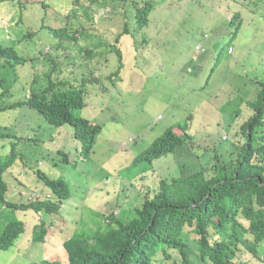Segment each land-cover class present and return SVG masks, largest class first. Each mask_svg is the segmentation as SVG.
Wrapping results in <instances>:
<instances>
[{
  "label": "rangeland",
  "instance_id": "rangeland-1",
  "mask_svg": "<svg viewBox=\"0 0 264 264\" xmlns=\"http://www.w3.org/2000/svg\"><path fill=\"white\" fill-rule=\"evenodd\" d=\"M145 1L153 9L148 26L139 29L135 6ZM235 11H241L242 27L233 49L218 61L215 45L234 31L228 19ZM64 26L69 35L79 30L78 40L60 41L62 34L55 32ZM0 44L12 45L27 59L23 65L0 61V107L45 88L51 78L57 88L63 82L65 89L83 87L80 115L102 126L83 161L75 152L78 142L71 126L52 125L26 106L0 111V135L16 136L0 138V163L13 143L17 153L3 174L6 200L54 198L43 177L65 179L72 190L53 215L12 212L0 204V234L12 217L25 224L15 244L0 250V264H66L62 242L71 232H104L114 225L111 214L128 222L161 179L185 177L200 167L209 172L217 157L223 163L236 161L245 140L243 125L253 115L249 103L260 89L258 81L264 80V0L4 1ZM116 49L122 61L118 76L112 74L120 65ZM188 115L192 137L185 145L152 164L132 163L168 126ZM60 151L71 161H62ZM41 222L48 235L43 243H34L33 228ZM186 231L192 264H212L201 261L197 236ZM241 250L247 264H264ZM259 250L264 256V242ZM170 253L174 262L162 256L159 261L180 264L178 253Z\"/></svg>",
  "mask_w": 264,
  "mask_h": 264
},
{
  "label": "trees",
  "instance_id": "trees-1",
  "mask_svg": "<svg viewBox=\"0 0 264 264\" xmlns=\"http://www.w3.org/2000/svg\"><path fill=\"white\" fill-rule=\"evenodd\" d=\"M4 1L14 2L0 0ZM152 9L150 1L135 6V23L139 29L148 26ZM228 23L229 27L235 29L229 31L230 34L215 46L219 50L218 61L235 46L234 40L242 27L241 11L233 12ZM56 31L62 34L60 41L63 38L64 41L76 40L80 36L79 30L69 35L65 26ZM124 32H128L127 28H124ZM122 33L118 34L117 41ZM87 52L88 58H91L92 52ZM116 52L119 54L120 65L112 74L118 76L122 61L120 51L116 49ZM2 60L10 65H23L27 62L12 45L0 44ZM55 84L56 81L50 78L45 88L31 90L26 97L0 107V111L26 106L52 125L71 126L78 142L75 148V152L79 153L77 157L87 160L102 126L80 115L85 106L86 93L83 87L65 89L62 87L65 86L64 82L60 88ZM258 84L260 89L249 103L253 115L243 125L245 140L235 162L223 163L217 157L209 172L200 167L185 177L172 178L170 181L161 179L158 190L150 196L146 195L140 206L134 207L135 216L128 222L111 214L109 217L114 225H110L104 232H98L97 235L77 230L71 232L62 242V248L67 253L66 264H163L159 256L164 261L174 262L171 251L178 253L180 264H192L186 229L190 235L197 236L201 261L209 259L212 264H247L241 256L242 248L258 261H264V256L259 254V245L264 242V80H259ZM191 118L192 115H188L184 121L168 126L133 158L132 163L152 164L156 159L172 154L179 146L185 145L192 137L188 133V121ZM3 136L16 138L5 133L0 138ZM15 148L16 143H13L10 154L0 163V204L12 212L31 210L44 216L59 213L62 203L72 196L70 184L62 178H42L54 198L19 203L6 200L9 188L3 174L17 159ZM60 154L62 161H71L69 154ZM24 232V221L10 218L0 234V250L11 248ZM47 235L48 227L45 222H41L33 228L32 241L43 243ZM30 264L61 263L57 260H41Z\"/></svg>",
  "mask_w": 264,
  "mask_h": 264
},
{
  "label": "clouds",
  "instance_id": "clouds-1",
  "mask_svg": "<svg viewBox=\"0 0 264 264\" xmlns=\"http://www.w3.org/2000/svg\"><path fill=\"white\" fill-rule=\"evenodd\" d=\"M216 45H217V44H216ZM216 45H215V46H216Z\"/></svg>",
  "mask_w": 264,
  "mask_h": 264
}]
</instances>
